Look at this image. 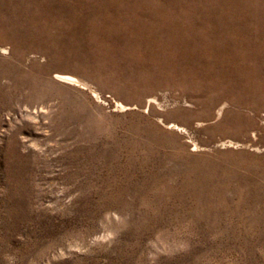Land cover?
I'll return each instance as SVG.
<instances>
[{
  "label": "rangeland",
  "instance_id": "rangeland-1",
  "mask_svg": "<svg viewBox=\"0 0 264 264\" xmlns=\"http://www.w3.org/2000/svg\"><path fill=\"white\" fill-rule=\"evenodd\" d=\"M248 16L264 0H0V264H264V85L200 79L191 45Z\"/></svg>",
  "mask_w": 264,
  "mask_h": 264
},
{
  "label": "bare ground",
  "instance_id": "bare-ground-1",
  "mask_svg": "<svg viewBox=\"0 0 264 264\" xmlns=\"http://www.w3.org/2000/svg\"><path fill=\"white\" fill-rule=\"evenodd\" d=\"M250 5H252V7L248 8V12L252 14L255 12L254 10L258 5ZM240 6L241 5H239V7ZM235 13L239 12L235 11ZM240 14L243 15L242 13H239V15ZM216 27L218 31L204 32L203 37H201V34L198 35L200 39L199 43L191 44L193 47H197L195 48L196 53L198 54L199 59L203 61H200L203 65L198 67L199 70L197 71V73H199V78H210L218 81L220 78L225 79L228 71H230L232 75L231 78L235 81V87L238 89L239 93V90H241L248 94L249 92L254 94L257 91L256 89H260L259 87L264 85V20L252 19L251 17L249 18V16L241 22L236 21L235 18L229 21L223 18H218L216 21ZM194 72L196 71L194 70ZM55 74L58 77V80L66 84L81 85L82 88L87 85L72 73L56 72ZM90 92L95 96L98 95L94 89H90ZM116 106L120 108L125 107L123 103L118 101L116 102ZM223 107L224 104L217 108V115L222 112ZM171 127L183 130L182 127H179V125L176 126L175 124H172ZM228 143L232 142L228 141ZM194 146L195 148H198L197 144H194Z\"/></svg>",
  "mask_w": 264,
  "mask_h": 264
}]
</instances>
